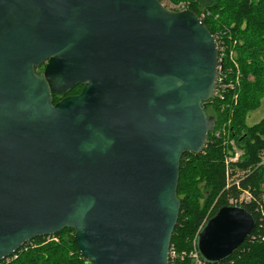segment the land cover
Returning a JSON list of instances; mask_svg holds the SVG:
<instances>
[{
    "label": "water",
    "instance_id": "water-1",
    "mask_svg": "<svg viewBox=\"0 0 264 264\" xmlns=\"http://www.w3.org/2000/svg\"><path fill=\"white\" fill-rule=\"evenodd\" d=\"M218 77L217 39L191 9L0 0V262L71 229L91 264H170L180 161L215 129ZM255 228L221 207L197 251L219 263Z\"/></svg>",
    "mask_w": 264,
    "mask_h": 264
},
{
    "label": "trees",
    "instance_id": "trees-1",
    "mask_svg": "<svg viewBox=\"0 0 264 264\" xmlns=\"http://www.w3.org/2000/svg\"><path fill=\"white\" fill-rule=\"evenodd\" d=\"M172 11L191 9L216 37L222 85L205 109L216 120L206 148L180 161L177 194L180 215L172 236L176 259L170 264H194L190 254L202 226L221 207L232 206L250 193L244 204L256 221L254 232L227 259L203 264H264V118L249 126L247 117L264 98V0H160ZM235 144L238 146L235 147ZM238 150L237 162L228 160ZM0 264H91L64 229L33 239Z\"/></svg>",
    "mask_w": 264,
    "mask_h": 264
},
{
    "label": "built area",
    "instance_id": "built-area-1",
    "mask_svg": "<svg viewBox=\"0 0 264 264\" xmlns=\"http://www.w3.org/2000/svg\"><path fill=\"white\" fill-rule=\"evenodd\" d=\"M219 48V47H218ZM222 61V60H221ZM220 59H219V77H218V86L219 83L222 85L223 82V78L226 77V75H222V66L220 64ZM241 155H240V151L236 150L234 155L228 160V163L231 162H237L240 159ZM251 199V195L250 193L246 192L244 195H242V197L235 201V200H231L230 203L232 206H238L241 207L246 203H249ZM176 252L174 250H172L170 248V253H169V261L170 259L175 260L176 259ZM190 258L193 259L194 264H203V261L197 251V248L190 254Z\"/></svg>",
    "mask_w": 264,
    "mask_h": 264
},
{
    "label": "rangeland",
    "instance_id": "rangeland-1",
    "mask_svg": "<svg viewBox=\"0 0 264 264\" xmlns=\"http://www.w3.org/2000/svg\"><path fill=\"white\" fill-rule=\"evenodd\" d=\"M169 10H172V7H169ZM263 118H264V98L262 99L261 106L257 110L251 112L247 117V124L249 126H252L258 123L259 121H261ZM235 147L237 148L238 146L235 144ZM240 155H242L241 152Z\"/></svg>",
    "mask_w": 264,
    "mask_h": 264
},
{
    "label": "flooded vegetation",
    "instance_id": "flooded-vegetation-1",
    "mask_svg": "<svg viewBox=\"0 0 264 264\" xmlns=\"http://www.w3.org/2000/svg\"><path fill=\"white\" fill-rule=\"evenodd\" d=\"M45 67H46V64H43L42 66L38 67L36 69V73L38 75H41V76H44V72H45ZM83 89V86L81 85H78L77 87H75L68 95L66 96H59V95H53V102L54 103H57L59 102L60 100H62L63 98L67 97V96H75V95H78L81 93Z\"/></svg>",
    "mask_w": 264,
    "mask_h": 264
}]
</instances>
